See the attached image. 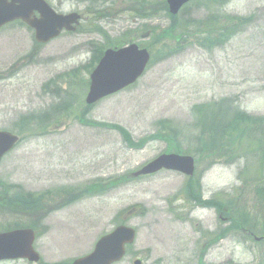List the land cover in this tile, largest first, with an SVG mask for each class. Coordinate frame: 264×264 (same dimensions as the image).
I'll list each match as a JSON object with an SVG mask.
<instances>
[{
	"label": "rangeland",
	"instance_id": "obj_1",
	"mask_svg": "<svg viewBox=\"0 0 264 264\" xmlns=\"http://www.w3.org/2000/svg\"><path fill=\"white\" fill-rule=\"evenodd\" d=\"M46 1L58 12L81 13L82 20L75 32L41 45L23 23L0 29V130L20 136L0 161V186L3 181L10 183L8 193L18 184L40 194L65 186L68 199L72 186L98 184L64 207L55 202L50 213L45 207L33 212L41 264H66L89 252L131 206L142 209L126 215L135 240L115 264H264V240L245 237L229 223L225 229L213 208L195 207L184 195L182 174L129 177L161 153L190 154L200 182L196 193L222 202L224 212L241 211L255 234L264 233L258 161L245 148L212 145L211 131L198 139L197 128L200 110L223 98L264 118V0H193L177 16L182 25L193 18V26L204 24L189 35L166 32L171 19L161 0ZM209 21L214 28L206 33ZM193 29L207 31L197 36ZM131 40L148 48L153 62L132 86L84 106L97 52ZM43 113L50 115L41 121L52 124L36 131ZM247 125L264 128V119ZM12 210L17 217L0 207V229L34 219L25 209Z\"/></svg>",
	"mask_w": 264,
	"mask_h": 264
},
{
	"label": "water",
	"instance_id": "obj_2",
	"mask_svg": "<svg viewBox=\"0 0 264 264\" xmlns=\"http://www.w3.org/2000/svg\"><path fill=\"white\" fill-rule=\"evenodd\" d=\"M189 0H166L168 11L174 15ZM38 13V17L34 15ZM15 19H21L34 29V38L38 43H46L59 35L62 29L74 31L73 24L78 23L79 15L55 13L44 0H0V27ZM149 55L145 49H138L134 44L118 50L107 49L90 74V86L85 102L91 104L97 99L115 92L133 83L144 71ZM16 137L0 131V157L12 146ZM161 168L176 170L186 175L193 173V159L190 156L162 154L149 162L133 176L149 174ZM21 232L0 234V259L27 256L34 260L30 244L32 237ZM24 236V238L21 236ZM134 231L124 226L116 227L110 234L102 237L93 253L76 260L74 264H110L123 254L125 243L132 242ZM264 239V236H262ZM259 240L260 238H256ZM25 248H24V245ZM25 249V253L22 251ZM134 264H139L135 261Z\"/></svg>",
	"mask_w": 264,
	"mask_h": 264
},
{
	"label": "trees",
	"instance_id": "obj_3",
	"mask_svg": "<svg viewBox=\"0 0 264 264\" xmlns=\"http://www.w3.org/2000/svg\"><path fill=\"white\" fill-rule=\"evenodd\" d=\"M160 5L162 9L166 12V6L163 0L160 1ZM183 11V10H182ZM181 11V12H182ZM167 13V12H166ZM213 15V14H209ZM168 19H171L168 26L166 27V32L174 35H179L182 33H186L189 35L190 28L198 29L200 26H204V24H200L198 26H193L192 21H186L182 25V22L177 20V16L171 17L168 16ZM237 19V18H236ZM243 20H240L241 23ZM205 27H207L208 31L206 33L212 32L214 25L212 21H209ZM193 29V32H195ZM224 30L230 31L231 28H225ZM202 31V32H205ZM201 31H196V35L199 36L203 34ZM233 32V31H232ZM231 32V33H232ZM179 38V37H178ZM154 43H158L156 40ZM164 48V46H163ZM101 51L97 52L95 60L100 56ZM200 115L198 121L200 122L197 125L198 131H200V137L205 136L211 131L213 134V141L211 144L220 143L221 146L225 148L239 149L245 148L249 151L253 159L257 160L259 163V173L260 177H264V128L263 127H248L247 123L259 124L263 122V119L260 117L249 116L243 111H241L236 104H234L231 100L227 98H223L218 102H212L204 106L202 110H200ZM210 143V142H209ZM208 143V144H209ZM205 145V144H204ZM264 189V183L260 190ZM240 215L234 216L232 214L231 221V230L241 229V225L246 226V219L239 218Z\"/></svg>",
	"mask_w": 264,
	"mask_h": 264
}]
</instances>
